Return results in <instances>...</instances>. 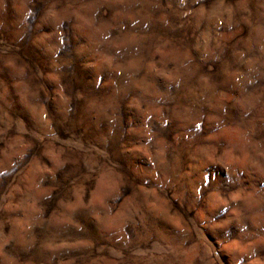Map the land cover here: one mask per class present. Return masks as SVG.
I'll list each match as a JSON object with an SVG mask.
<instances>
[{
  "label": "rangeland",
  "instance_id": "1",
  "mask_svg": "<svg viewBox=\"0 0 264 264\" xmlns=\"http://www.w3.org/2000/svg\"><path fill=\"white\" fill-rule=\"evenodd\" d=\"M0 264H264V0H0Z\"/></svg>",
  "mask_w": 264,
  "mask_h": 264
},
{
  "label": "bare ground",
  "instance_id": "2",
  "mask_svg": "<svg viewBox=\"0 0 264 264\" xmlns=\"http://www.w3.org/2000/svg\"><path fill=\"white\" fill-rule=\"evenodd\" d=\"M259 168V167H258ZM259 172V171H258Z\"/></svg>",
  "mask_w": 264,
  "mask_h": 264
}]
</instances>
